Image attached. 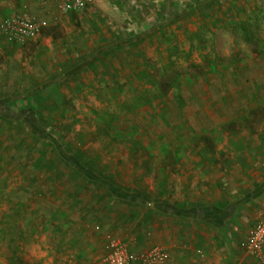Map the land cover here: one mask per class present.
<instances>
[{
    "label": "rangeland",
    "instance_id": "374dc122",
    "mask_svg": "<svg viewBox=\"0 0 264 264\" xmlns=\"http://www.w3.org/2000/svg\"><path fill=\"white\" fill-rule=\"evenodd\" d=\"M60 1L0 0V26L29 16L66 54L45 61L0 31V99L42 88L30 102L59 145L151 203L141 210L113 199L47 153L49 144L23 143L0 119V264H104L108 236L135 254L164 248V264H255L242 244L264 210V140L258 125L246 131V114L257 113L241 109L240 98L258 76L237 74L264 53V0H205L214 2L208 14L188 9L202 0H94L67 16L57 12ZM87 61L70 80L51 82ZM9 105L22 111L27 102ZM237 118L239 127L223 124ZM236 128L231 140L224 129ZM251 141L259 153L249 154ZM174 204L236 209L223 225L211 210L201 222L162 220L160 207Z\"/></svg>",
    "mask_w": 264,
    "mask_h": 264
},
{
    "label": "trees",
    "instance_id": "16d2710c",
    "mask_svg": "<svg viewBox=\"0 0 264 264\" xmlns=\"http://www.w3.org/2000/svg\"><path fill=\"white\" fill-rule=\"evenodd\" d=\"M214 5V2L210 1H198L196 4H189L188 9L195 11L200 10L203 12V14H208L207 11ZM130 41L127 43H119L117 46H124L126 44H129ZM116 46V45H115ZM114 45L111 47H107L106 53L114 52L115 53V47ZM89 61H87L85 64H77L73 65L69 68L68 72L65 74V77L70 78L69 76H72L77 74L80 70H82L85 66H88ZM92 65V64H91ZM75 73V74H74ZM193 83V80H192ZM42 88L36 89V91H31L30 93L20 95L19 97H14L13 99L7 98V99H0V119L4 121L6 124L11 125V129H14L17 131V135L20 139H22L23 143H26V139L31 138L34 142H36L39 147L43 148L45 145L49 144L50 149L47 153H54L60 160V162L67 166L70 170L77 171L80 175V177L84 181L91 182L94 185H102L108 190V195L112 197L113 199H118L119 201H122L123 204H127L129 206H135L140 208L141 210L147 209V205L151 203V197L147 195L145 192H141L139 190H125L121 186H119L115 179L108 177L107 175L101 173L94 163V161H88L85 160V158L80 154L71 151V149L63 148L59 145V142L56 141V139L53 137L54 132L52 130L48 131V125L45 121V119L42 117L41 108L39 106H35L33 103L30 102V99L37 98L41 95ZM19 102L24 101L27 102V106L22 111H15L10 105V102ZM264 108V107H263ZM26 146V144H24ZM118 189V190H117ZM124 192L127 193V196H124ZM134 196L133 199H129L128 196ZM24 203L20 202L18 203L17 212H15V215H22L21 208L23 207ZM195 209H193V212H186L187 215H193L198 216L201 214L206 215L208 213L209 209L206 207H203L202 205H194ZM236 207L229 208L226 213L224 214L225 218L228 217V215H231V212L233 213L235 211ZM182 210V209H181ZM185 211V208H184ZM184 214V213H183ZM35 218V217H34ZM5 220H8L6 216H4ZM147 232L144 234L146 237L149 233V223H147ZM13 231V230H12ZM10 232L11 235V242L12 244H15L12 240L15 239L16 235L13 234V232ZM9 234V233H8ZM221 235V239L223 243L227 244L228 251L232 252L231 248V242L227 240L226 234L219 233ZM124 240V239H123ZM142 239H140L141 241ZM125 241V240H124ZM167 262V261H166Z\"/></svg>",
    "mask_w": 264,
    "mask_h": 264
},
{
    "label": "built area",
    "instance_id": "2783aa9c",
    "mask_svg": "<svg viewBox=\"0 0 264 264\" xmlns=\"http://www.w3.org/2000/svg\"><path fill=\"white\" fill-rule=\"evenodd\" d=\"M93 3L94 0H61L57 12L60 16L79 14ZM41 28L42 25L29 16L13 15L3 21L0 31L10 41L23 45L37 36ZM107 243L104 264H164L169 258L167 250L161 247L135 254L124 240L108 236ZM242 246L255 264H264V210L248 230Z\"/></svg>",
    "mask_w": 264,
    "mask_h": 264
},
{
    "label": "crops",
    "instance_id": "0c3cea01",
    "mask_svg": "<svg viewBox=\"0 0 264 264\" xmlns=\"http://www.w3.org/2000/svg\"><path fill=\"white\" fill-rule=\"evenodd\" d=\"M48 9V10H47ZM51 12V10L47 7H40V13H43L44 16L48 15L49 13ZM61 44V45H60ZM27 45H29V47H34L35 49V56H39L41 55V53H45L47 54L48 56L45 58V61L46 60H50V59H53L54 55H57V57L59 58L60 56L64 57L66 54L65 52L63 53V49H62V45L63 43L61 41L58 40V42H56V40L49 36L48 34L46 35H37L35 36L33 39H31L30 41H28ZM260 56H261V59L258 58L256 59L255 61H253L251 59V64H250V69H246L245 70L243 69V71L240 73L238 72L237 74V77L238 75L241 76L242 78H247V81L250 80V77L253 78L254 77V74L255 76L257 75L258 77L261 76L263 77V80L261 79H257L253 82V86L251 88V90L249 89L250 93H249V96L248 97H245V98H240V100H244V103L243 101H241V109H247L250 108L251 110H253V112L257 113V115L255 116L256 118H252L249 116V113L246 114L245 117L249 118V123L246 121H244V123H248L246 126L248 128H246V131L248 132V134H253L252 131H250L251 129V126H254V125H258L260 128L259 131H257V134L258 135V138L257 140L259 141L260 140H264V102H263V96H264V53L261 54V52H259ZM62 60L64 58H61ZM67 60H69V58L66 57ZM260 60V61H259ZM65 61V59L63 60ZM69 62L65 61V64L66 65H69V64H72L74 63L73 61H70V63L68 64ZM60 74L62 78H60L58 81L54 79L55 76H59ZM65 73L64 71H59L56 75H52V78H53V81H51L52 83H55V84H61V82H64V81H67V80H70L71 77L73 76H69L70 78L68 79L67 77L64 76ZM77 75V74H76ZM34 76V75H33ZM51 78V77H50ZM239 83V81H238ZM54 84V85H55ZM245 85V81L243 82L242 84V87ZM205 89L207 91H209L210 89L209 88H206ZM28 90V89H26ZM254 93V94H253ZM242 96V95H241ZM246 110V111H247ZM243 111V110H242ZM249 116V117H248ZM235 119V118H234ZM239 118H237L236 120H231V119H226V121L224 120V123L223 124H228V125H232V127H239ZM227 127V126H226ZM225 127V128H226ZM220 128V127H218ZM225 130V134L227 135L228 138H230L231 140L234 139L233 136H235L236 134H239L240 132V129L236 128L234 130H227V129H224ZM255 139V137H253ZM252 139V140H254ZM261 145L257 143V141H251V143L248 145V149L252 150L251 153L249 152L250 155L252 154H255V153H259V147ZM264 155V152L262 153ZM209 165V164H208ZM207 165V167H209ZM204 166V165H203ZM263 182H261V184L264 183V178L262 179ZM186 204V203H184ZM175 205V206H174ZM173 206L169 207V209L167 207H160V215L162 216V220H165L167 217L171 218V219H181L182 221L184 222H193V221H197V222H201V221H205L203 217H205V213L204 214H201V215H198V216H193V215H187L186 212H188V210H190V212H193V209H195L192 205H189L188 207H182V206H178L176 204H174ZM184 208H185V211H184ZM182 209V210H181ZM209 211L211 210L212 213H214L215 215L218 216V222L219 223H222L220 225H223V223L226 222V218L224 216V214L226 213L225 209H220V208H208ZM184 213V214H183ZM208 213H206L207 215ZM164 217V218H163ZM190 222H189V221ZM216 219H214L212 223H215V221H217ZM178 221V220H177ZM216 225V224H215ZM219 226V225H217ZM221 228V227H220ZM54 244V243H53ZM54 247V245H53ZM56 247H60L59 244H56L55 245V248ZM51 248V247H49ZM132 251V249H131Z\"/></svg>",
    "mask_w": 264,
    "mask_h": 264
}]
</instances>
